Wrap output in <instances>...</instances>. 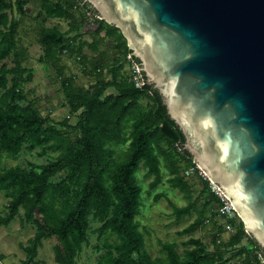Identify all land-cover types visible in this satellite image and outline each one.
<instances>
[{
	"label": "trees",
	"instance_id": "16d2710c",
	"mask_svg": "<svg viewBox=\"0 0 264 264\" xmlns=\"http://www.w3.org/2000/svg\"><path fill=\"white\" fill-rule=\"evenodd\" d=\"M28 1L0 0V191L7 199L0 226L18 217L22 226L35 229L23 247V264H45L37 258L48 239L57 241L56 264H78L93 238L96 264H264V252L242 221L220 215L222 204L209 182L198 173L196 182L186 180L185 170L196 164L182 131L153 86L136 88L126 63L131 51L121 32L101 21L84 0H43L44 23L70 22L65 32L42 26L39 38L40 62L61 83L69 118L55 122L51 112H41L38 100L25 91L35 70L25 66L27 50L18 40L21 20L14 15H24ZM94 24L95 30L84 32ZM69 58L90 80L87 87L67 73ZM71 117L77 118L75 124ZM4 158L18 165L3 167ZM142 165L147 176H154L151 190L164 184L165 169L166 182L183 192L187 205L172 206L176 221L197 215L179 233L188 236L182 252L178 243H162L155 257L148 250L139 220ZM227 224L234 232L224 238ZM199 229L203 239L193 236Z\"/></svg>",
	"mask_w": 264,
	"mask_h": 264
},
{
	"label": "water",
	"instance_id": "95a60500",
	"mask_svg": "<svg viewBox=\"0 0 264 264\" xmlns=\"http://www.w3.org/2000/svg\"><path fill=\"white\" fill-rule=\"evenodd\" d=\"M119 30L264 252V0H84Z\"/></svg>",
	"mask_w": 264,
	"mask_h": 264
},
{
	"label": "rangeland",
	"instance_id": "374dc122",
	"mask_svg": "<svg viewBox=\"0 0 264 264\" xmlns=\"http://www.w3.org/2000/svg\"><path fill=\"white\" fill-rule=\"evenodd\" d=\"M52 1L58 3L59 1L65 2L66 0ZM43 2V0H29L24 15L14 13L15 17L21 20L18 40L19 46L27 50L28 57L24 62L25 66L35 70L34 77L26 85L25 91L30 98L38 100V106L44 115L51 112L54 121L61 122L69 118L67 99L61 83L57 81L55 72L50 67L45 68L40 62V57L43 56V50L39 43V38L42 26L50 28L55 26L60 31L65 32L69 29L70 22L60 19H48L44 23L43 19L39 16L42 5L44 4ZM95 29L96 24L85 28L84 32ZM86 40L91 41V38L86 36ZM89 52L90 50L86 48L85 53ZM109 52L111 56L113 52L111 50ZM65 64L67 65L68 74L77 75L80 84L86 87L89 85L90 80L83 76L73 59H65ZM76 122L77 118L71 117L70 123L75 124ZM24 161L23 158L20 163L24 165ZM16 165H18L17 162L7 158H4L1 164L3 167H14ZM164 173V184L151 190L150 183L153 181L154 176H147L146 169L143 165L138 171V181L143 186L144 191L142 215L139 217V220L143 228H145L142 231L146 234L148 250L154 257L160 255L163 251L162 243H178L180 252H182L185 249L182 243L188 240V236H180L179 233L197 218L196 213H194L191 217H184L183 220L176 221L172 215V206L184 207L187 205V200L179 188H173L166 182L169 178L168 170L166 171L164 169ZM194 179L191 176L186 180L194 183L196 182ZM150 191L151 195L147 194ZM158 194H162V197L155 201L154 199ZM6 201V197L0 191V217H3L6 211ZM34 234L35 229L33 226L29 224L26 227L22 226V222L18 217L9 226H0V264H23L26 256L23 247L28 245L29 240ZM228 235L226 233L223 237L226 238ZM193 236L203 239V232L199 229ZM95 243L96 239L93 238L91 247L83 253L78 264H96V255L93 250ZM56 244L57 241L55 239L44 240L37 260L45 264H56L53 250Z\"/></svg>",
	"mask_w": 264,
	"mask_h": 264
},
{
	"label": "built area",
	"instance_id": "2783aa9c",
	"mask_svg": "<svg viewBox=\"0 0 264 264\" xmlns=\"http://www.w3.org/2000/svg\"><path fill=\"white\" fill-rule=\"evenodd\" d=\"M99 18V16H98ZM126 63H127V70H129L131 76H132V81L134 82L136 88L141 89L142 87H144L146 85V81L144 79V74L141 71L140 67L138 66V64L136 63V61L134 60L132 54H129L127 56L126 59ZM196 173H198V175L200 177H203L204 179H206L209 184H210V188L213 192V194L215 195V197H217L220 201H221V207L219 208V213L221 216L225 217L228 220H236L238 217L235 208L232 204V202L230 201V199L224 194V192L219 188L218 185L212 183L207 176L205 175V173L200 170V168L196 165L195 167H192L190 169L185 170L184 172V176L186 178H189L193 175H195ZM201 229V228H200ZM226 230L227 233H233L234 229L232 227V225L227 224L226 225Z\"/></svg>",
	"mask_w": 264,
	"mask_h": 264
}]
</instances>
